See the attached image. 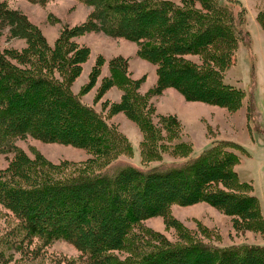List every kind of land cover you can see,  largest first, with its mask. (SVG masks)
Here are the masks:
<instances>
[{"label": "trees", "instance_id": "1", "mask_svg": "<svg viewBox=\"0 0 264 264\" xmlns=\"http://www.w3.org/2000/svg\"><path fill=\"white\" fill-rule=\"evenodd\" d=\"M88 1L94 10L87 28L104 26L110 35L128 36L137 42L138 56L155 65L157 82L148 93L157 94L173 83L185 95L190 93L188 86L200 87L208 94L200 99L237 108L240 91L224 81V72L233 63L237 43H250V38L237 26L241 18L229 6L219 0H181L180 5L168 0ZM259 19L264 27V6ZM125 21L136 30H118ZM6 25L9 30H2ZM85 27V23L65 26L49 45L34 24L0 2V36L25 39L21 48L0 46V147L30 134L71 143L89 153L83 162L51 163L38 154L30 158L13 149V156L0 169V212H10L16 222L3 227L1 243L31 244L36 238L39 244L30 249L39 253L42 246L64 239L80 250L77 258L55 257L45 264H264V244L216 246L190 239L144 249L133 238L131 230L138 221L149 214L165 216L171 203L206 201L231 215L236 229L241 224L235 220L242 218L239 221L246 227L263 235L264 219L253 188L238 176L242 145L221 138L198 155L186 157L192 148L178 140L176 118L154 113L145 95L137 91L140 81L129 77L127 60L121 56L109 59V73L101 77L95 97L112 85L122 87L119 102L105 99L104 104L110 112L123 111L138 124L141 154L152 159L163 153L185 158L147 170L116 164L121 155L132 153L130 142L108 121L104 106L96 109L70 87L88 57V48L73 39ZM102 63L98 57L83 91L94 84ZM249 104L256 117L251 96ZM191 174L200 177L193 179ZM181 185L188 188V195L175 196L172 192ZM155 200L159 203L150 211L136 212L148 209ZM86 205L95 209L85 217ZM120 251L126 254L123 258ZM4 260L0 254V264Z\"/></svg>", "mask_w": 264, "mask_h": 264}, {"label": "rangeland", "instance_id": "2", "mask_svg": "<svg viewBox=\"0 0 264 264\" xmlns=\"http://www.w3.org/2000/svg\"><path fill=\"white\" fill-rule=\"evenodd\" d=\"M180 5L181 0H168ZM229 6L233 14L241 18L237 26L247 31L250 43L238 42L234 51L233 63L224 72V81L232 84L240 91L239 104L236 109H229L227 106L209 103L200 97L208 94L200 87H190V93L185 95L176 84H168L157 94L148 93L157 82L155 65L148 60L138 56V44L125 35H110L98 27L87 28V21L93 16L94 5L88 0H0L8 8L15 9L21 13L26 21L34 24L43 34L46 42L53 45L59 36L60 30L67 26L74 28L85 23L86 27L82 33L75 35L73 39L88 48V57L82 63L80 74L72 81L71 90L87 102L92 103L96 109L105 108L108 114V121L117 125L118 129L126 136L132 147L130 155H121L116 164L126 163L144 170L152 169V166H166L170 163L184 159L179 155L163 153L158 159L144 156L140 152L141 131L138 124L128 117L125 112H110L109 105H105V99L109 102H119L122 96V87L112 85L100 97H95L96 91L101 82V77L109 73L108 61L112 57L121 56L127 60L128 75L132 79L139 80L137 91L145 95L148 104L154 113L174 116L180 126L178 140L184 141L191 146L189 156L198 155L208 147L212 140L230 139L238 142L245 151H238L240 163L237 164L238 176L253 188L256 202L259 205L264 219V27L259 19V12L264 6V0H219ZM156 18V15L154 16ZM152 17V21L155 18ZM122 29H132L130 22H123ZM115 29V27H110ZM2 30H9L6 25ZM5 34V33H3ZM0 36V46L21 48L25 45V39L20 37L5 38ZM98 57L103 59L100 73L92 86L83 91L87 83L91 69ZM190 58L197 60L195 56ZM178 85L184 86L185 81L174 80ZM249 96L257 111L253 117ZM154 122L158 121L154 117ZM20 118L16 124H18ZM176 141V140H175ZM21 149L28 157L40 155L51 163L59 162H83L89 153L81 147L71 143L57 142L52 139L37 138L30 134L12 139L5 146L0 147V169L5 167L8 160L13 156V149ZM111 174V173H110ZM198 179L199 175H190ZM111 175H109V179ZM112 182H116L112 177ZM102 182H96L100 185ZM181 185L172 192L175 196L188 195V188ZM218 187L228 191L226 186L219 184ZM128 191V190H127ZM126 190L123 195H126ZM135 193L136 189H129ZM119 196V194L117 193ZM192 195V194H191ZM159 200L150 203L148 209H139L136 212H148L153 209ZM86 217L95 208L86 205ZM124 215L126 212L122 210ZM0 212V235L5 225H10L15 218L10 212L3 215ZM167 214H149L143 220L138 221L134 228L133 238L140 241L144 249L152 246H163L165 244L175 245L185 243L190 239L195 242H208L216 246L241 245V244H264V235L255 232L243 222L237 219L239 228L233 225L231 215L225 214L216 205L206 201H196L187 204L171 203ZM127 214V213H126ZM123 215V216H124ZM236 219V218H235ZM43 227V226H42ZM109 237H113L111 234ZM108 237H104L107 241ZM155 238V239H154ZM188 238V240L186 239ZM158 240V241H156ZM39 240L33 239L31 244H2L0 237V254L6 259L5 264H45L55 257L71 258L78 257L80 250L76 244L69 240L56 239L44 246L39 253H33L34 244ZM86 245L91 246L89 241ZM22 251H18L20 248ZM123 258L126 254L117 252ZM236 259V258H235ZM262 260V257L259 258Z\"/></svg>", "mask_w": 264, "mask_h": 264}, {"label": "bare ground", "instance_id": "3", "mask_svg": "<svg viewBox=\"0 0 264 264\" xmlns=\"http://www.w3.org/2000/svg\"><path fill=\"white\" fill-rule=\"evenodd\" d=\"M196 173V172H195ZM198 173H199V171H198ZM119 175V174H118ZM190 194V193H189ZM191 195V194H190Z\"/></svg>", "mask_w": 264, "mask_h": 264}]
</instances>
